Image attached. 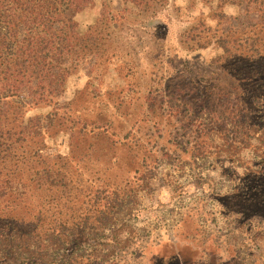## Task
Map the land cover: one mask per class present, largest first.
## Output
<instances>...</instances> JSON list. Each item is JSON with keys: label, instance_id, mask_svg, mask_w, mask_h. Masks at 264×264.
Instances as JSON below:
<instances>
[{"label": "rangeland", "instance_id": "374dc122", "mask_svg": "<svg viewBox=\"0 0 264 264\" xmlns=\"http://www.w3.org/2000/svg\"><path fill=\"white\" fill-rule=\"evenodd\" d=\"M212 6L160 0L145 13L121 0H92L69 13L86 58L52 104L26 108V95L19 100L27 109L21 119H55L39 138L42 157L19 165L0 226L77 222L97 190H116L120 203L96 244L97 261L264 264V54L252 65L240 47L217 63L215 42L230 29L251 36L259 15L255 6L227 5L224 19L211 20ZM200 22L217 35L202 32L196 40L212 45L189 49L187 32ZM210 111L226 125L205 129ZM49 166L63 171L67 188L48 189L38 181L43 174H32Z\"/></svg>", "mask_w": 264, "mask_h": 264}, {"label": "trees", "instance_id": "16d2710c", "mask_svg": "<svg viewBox=\"0 0 264 264\" xmlns=\"http://www.w3.org/2000/svg\"><path fill=\"white\" fill-rule=\"evenodd\" d=\"M121 1L126 6L145 13L154 4L160 3V0ZM202 2L213 5L209 15L211 20L224 19V8L227 5L245 6L247 11L255 6L259 23L248 25L250 33H253L251 36L240 37V33L230 29L215 38L216 44L222 50V55L216 62H226L234 58L235 52L241 47L245 48L241 53L247 52L249 62L252 65L258 64L264 54V0ZM91 4L92 0H0V176L7 174L0 179V204L5 201L8 189L12 187L10 185L15 183V173L19 165L31 156L42 157L39 138L50 130L55 119L52 114L29 120L21 119V114H25L27 109H24L25 103L19 100L26 95V108L46 106L52 104L63 91L68 75L76 71L80 62L85 60L86 54L82 51L87 48L69 13L81 12ZM212 28L207 22L193 25L187 32V39L193 43L189 49L201 50L212 45L210 41L202 44L196 40L202 32H212L213 37L216 36L218 30L213 32ZM66 117L65 112L60 125L67 123ZM208 118L205 129L213 127L217 121L222 127L226 125L221 124V117H217L213 111H210ZM81 125L85 127L84 123ZM233 127L237 129L239 124L233 122ZM221 131L226 129L221 128ZM224 135L229 140L228 132ZM232 139V144L238 140ZM199 143L198 140L197 147L206 146ZM27 147L35 150L26 151ZM59 159V162L64 160L60 157ZM32 174L38 179V175L43 174V181H38L48 189H57L59 186L67 188L63 171L53 172L51 166L47 170L41 169L40 172L33 171ZM115 192L116 190H97L90 209L82 213L76 219L77 222L56 220L51 225H34L26 231L18 230L12 225L0 226V264H83L85 260H91V264H103L105 260L97 261L98 258L93 255L97 252L96 247L100 245L98 242L104 236L103 233L106 229L111 230L114 225L115 220H111L112 213L120 203L119 195ZM89 243L90 256L87 255L85 259L84 246ZM91 256L95 258L92 259Z\"/></svg>", "mask_w": 264, "mask_h": 264}]
</instances>
